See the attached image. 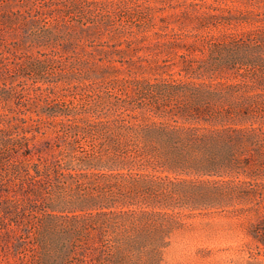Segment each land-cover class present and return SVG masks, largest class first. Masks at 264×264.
Here are the masks:
<instances>
[{
  "label": "trees",
  "instance_id": "obj_1",
  "mask_svg": "<svg viewBox=\"0 0 264 264\" xmlns=\"http://www.w3.org/2000/svg\"><path fill=\"white\" fill-rule=\"evenodd\" d=\"M201 4L208 9L188 12L195 31L175 39L184 49L180 76L119 84L95 64L92 114L41 105V120L95 143L89 155L71 143L67 167L52 139L32 133L31 115L0 106V262L154 264L171 242L175 207L184 205L175 195L191 197L194 208L254 212L252 234L264 244V25L233 30L247 11ZM40 22L0 15V78L22 71L12 57L28 52ZM32 67L34 88H51L45 65ZM78 181L93 191H69Z\"/></svg>",
  "mask_w": 264,
  "mask_h": 264
},
{
  "label": "rangeland",
  "instance_id": "obj_2",
  "mask_svg": "<svg viewBox=\"0 0 264 264\" xmlns=\"http://www.w3.org/2000/svg\"><path fill=\"white\" fill-rule=\"evenodd\" d=\"M201 1L0 0V15L8 13L16 18L22 13L41 19L35 27L39 37L25 43L28 52L12 57L17 67L23 65L22 71L14 69L11 78H0V106L22 117L31 115L32 133L37 139H52L56 149H60L57 162L67 167L74 159L71 143L85 155L93 152L95 143L76 135L69 126L41 120V105L47 101L73 107L76 117L92 114L97 92L93 89L97 84H90L95 80L90 75L95 64L110 68L111 81L119 84L135 76H180L178 62L184 49L175 47V39L195 31V22L188 12L207 10ZM206 1L235 14H240V9L247 11L248 19L237 23L233 30L264 25V0ZM40 64L45 65L44 76L52 81L51 88H34L38 75L32 66ZM224 79L239 80L228 73ZM97 80L107 81L102 77ZM13 87L18 92L10 96ZM57 136L61 138L56 139ZM68 189L85 194L93 191V185L78 181ZM175 201L184 205L175 207L171 242L154 264H264V244L252 234L253 223L257 222L254 212L194 208L193 199L186 195H175ZM144 263L143 259L137 262Z\"/></svg>",
  "mask_w": 264,
  "mask_h": 264
}]
</instances>
